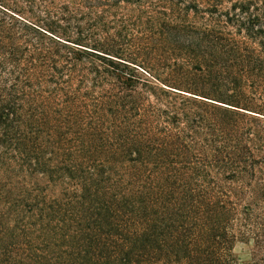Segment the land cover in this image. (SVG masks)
<instances>
[{
    "label": "trees",
    "instance_id": "1",
    "mask_svg": "<svg viewBox=\"0 0 264 264\" xmlns=\"http://www.w3.org/2000/svg\"><path fill=\"white\" fill-rule=\"evenodd\" d=\"M0 264H264V0H0Z\"/></svg>",
    "mask_w": 264,
    "mask_h": 264
},
{
    "label": "rangeland",
    "instance_id": "2",
    "mask_svg": "<svg viewBox=\"0 0 264 264\" xmlns=\"http://www.w3.org/2000/svg\"><path fill=\"white\" fill-rule=\"evenodd\" d=\"M252 245L250 243L238 241L235 244L234 252L237 257L242 260H248L250 258Z\"/></svg>",
    "mask_w": 264,
    "mask_h": 264
}]
</instances>
